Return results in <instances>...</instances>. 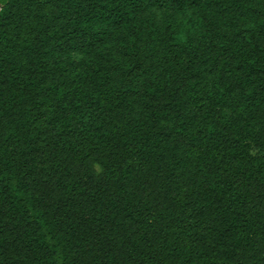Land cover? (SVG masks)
I'll use <instances>...</instances> for the list:
<instances>
[{
    "label": "trees",
    "instance_id": "1",
    "mask_svg": "<svg viewBox=\"0 0 264 264\" xmlns=\"http://www.w3.org/2000/svg\"><path fill=\"white\" fill-rule=\"evenodd\" d=\"M0 264H264V0H0Z\"/></svg>",
    "mask_w": 264,
    "mask_h": 264
}]
</instances>
